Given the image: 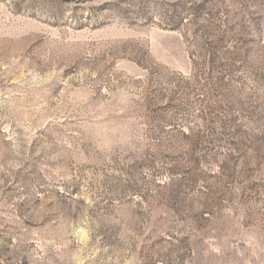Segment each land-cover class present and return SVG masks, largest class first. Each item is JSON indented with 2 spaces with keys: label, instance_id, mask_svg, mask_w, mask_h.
Listing matches in <instances>:
<instances>
[{
  "label": "rangeland",
  "instance_id": "rangeland-1",
  "mask_svg": "<svg viewBox=\"0 0 264 264\" xmlns=\"http://www.w3.org/2000/svg\"><path fill=\"white\" fill-rule=\"evenodd\" d=\"M0 264H264V0H0Z\"/></svg>",
  "mask_w": 264,
  "mask_h": 264
}]
</instances>
